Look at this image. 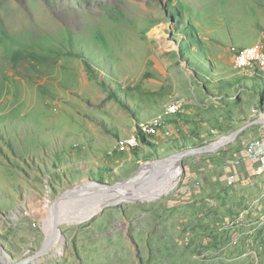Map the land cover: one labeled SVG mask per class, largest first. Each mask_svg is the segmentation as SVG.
Segmentation results:
<instances>
[{"label": "rangeland", "instance_id": "1", "mask_svg": "<svg viewBox=\"0 0 264 264\" xmlns=\"http://www.w3.org/2000/svg\"><path fill=\"white\" fill-rule=\"evenodd\" d=\"M58 1L0 0V264H264V174L233 175L249 128L212 155L181 158L162 198L117 194L100 207L101 194L87 197L93 183L114 185L255 120L264 69H236L231 49H264V0ZM22 48L47 61L13 67ZM174 101L204 129L144 143L137 124ZM132 135L138 147L118 150ZM162 180L155 172L136 193Z\"/></svg>", "mask_w": 264, "mask_h": 264}, {"label": "built area", "instance_id": "2", "mask_svg": "<svg viewBox=\"0 0 264 264\" xmlns=\"http://www.w3.org/2000/svg\"><path fill=\"white\" fill-rule=\"evenodd\" d=\"M234 56L233 65L236 69L245 70L264 69V49L262 45L255 44L246 48L231 49ZM182 109V102L174 101L166 105L160 113L151 119L137 124V132L142 137H152L161 133L165 137L170 136L166 126L169 118L178 115ZM140 140L136 135L121 139L116 147L120 151H130L138 147ZM246 158L251 163L254 176L264 174V137L251 140L245 149ZM231 183V180L228 182Z\"/></svg>", "mask_w": 264, "mask_h": 264}, {"label": "crops", "instance_id": "3", "mask_svg": "<svg viewBox=\"0 0 264 264\" xmlns=\"http://www.w3.org/2000/svg\"><path fill=\"white\" fill-rule=\"evenodd\" d=\"M254 73L255 72H252V74H254ZM259 81L264 83V76L261 77V79L257 80V82H259ZM259 84H260V82H259ZM256 91H258V90H256ZM256 101L257 102H254L253 107L255 106L257 108L256 112H259L258 113L259 115L255 118L254 121L258 120L262 116V110L264 107V105H263L264 101L262 98L259 97V98H257ZM256 104H258V106H256ZM259 104L261 105V107ZM160 111L161 110L156 112L154 114V116L156 114H158ZM190 111H191L190 113L186 112V114L184 115L185 118L182 115L178 114L179 117L177 115L176 116L179 119H177L176 116H172L168 120L166 130H169L170 137L174 131V138L173 139L175 142H180L182 138H185L186 135H184V133H187L186 131L188 129H191V130H195V129H197V130L201 129L202 130V129H204V127L199 126V124L203 125L204 123H201L200 116L198 115V113L195 110L194 111L190 110ZM174 118H176V119L174 120ZM254 121H252V122H254ZM194 126H196V128ZM252 127L253 128L250 127L248 130H246L243 134V137L237 141L238 148H239L238 153H233V155H236V157H234L235 160H237L234 162L235 167L233 169V175H234L235 182H241V183L244 182L245 183L249 180L253 181L257 178L253 175L251 163L246 158L245 146H246V144H247L246 142L248 140H253V139L260 138V137H264V122L260 123V124H254ZM160 136L164 137L163 134H160ZM197 137H200V136H196V138ZM164 138L168 139V137H164ZM143 141H144V143H146L148 145H152V142L151 143L146 142L145 138L143 139ZM214 153H216V152L206 153L205 155L209 156V155H212ZM196 157L198 158V157H203V156L198 155Z\"/></svg>", "mask_w": 264, "mask_h": 264}, {"label": "water", "instance_id": "4", "mask_svg": "<svg viewBox=\"0 0 264 264\" xmlns=\"http://www.w3.org/2000/svg\"><path fill=\"white\" fill-rule=\"evenodd\" d=\"M263 122H264V115H262L258 120L249 123L246 127H243L241 129L235 131L234 133H232L230 135V138L225 139L223 141H218V142L213 143V144H211L207 147H204V148H195V149H190V150H186L183 152H178V153H175L174 155L169 156L168 158L163 159V160L144 162L140 166L139 170L133 176H131L130 178H128L126 180L120 181L114 185H107V184H102V183H93V184L97 185L98 188L96 187V189L93 188V189L89 190V191H91V194L87 195V197L89 199L93 200L92 198L94 197V194H101L102 199L101 198L100 199L102 200V203H101L100 207H103V206L109 205V204L112 205L114 203H117L118 200L115 202L114 199L119 192H121V191L132 192L134 190L139 189L140 184H143V186L146 185V179H148L149 176L154 174L152 172V174L148 175L147 177L138 178L137 177L138 173L140 172V170L143 166L151 165V164L159 165L161 162H164V161H171L174 159H181V158L186 157V156H194V155L206 154V153H210V152H216L219 148L224 147L230 141V139L232 140L233 138H236L240 133H242L247 128H250L254 124H260ZM85 187H86V185L78 187L77 189L82 190V188H85ZM84 195L85 194H81V195H79V197H86ZM67 197H68V195L66 194L64 197H61V198H67ZM94 202H95V200H93L92 203H90V204H94ZM56 203H57V201H55V204ZM43 252H44V250L41 251L39 254H41Z\"/></svg>", "mask_w": 264, "mask_h": 264}, {"label": "bare ground", "instance_id": "5", "mask_svg": "<svg viewBox=\"0 0 264 264\" xmlns=\"http://www.w3.org/2000/svg\"><path fill=\"white\" fill-rule=\"evenodd\" d=\"M179 162H180V159H174V160H171V161L161 162L159 165L151 164V165L143 166L141 168V170H140V172L138 173V176H137L138 178L147 177L148 175L152 174V172L155 173V172L161 171V173H163L164 180H162V183L156 189H149V188H147L146 191H145V193L142 194V195H138L136 193L137 190H134L132 192H129V191H121L118 194H122L123 195V198L122 199H128V200H131V199L134 200V199H137V198L138 199L140 198V199H150L151 200V199H157V198H162L163 196H166L174 188L175 180H176V178L179 175V171H180ZM152 182H154V181H152ZM96 187L98 188V186H93V187H90L89 189H93V188L96 189ZM82 189H84V188H82ZM117 200H120V199H117L116 198L115 201H117ZM50 207L51 206H49L47 208V210L44 209L45 206L44 207H41L40 213L41 212L42 213L45 212V217H46V215H48V210L50 209ZM95 211H97V210H93L90 214H87V215H84V216H82V215L81 216H72L71 215V217H68L67 218V220H69L68 223H71V224L72 223H76L77 224V222H79V221L81 222V221H83V219L89 218L90 215L93 214ZM64 219H66V218H64ZM51 224H48V227H51Z\"/></svg>", "mask_w": 264, "mask_h": 264}, {"label": "trees", "instance_id": "6", "mask_svg": "<svg viewBox=\"0 0 264 264\" xmlns=\"http://www.w3.org/2000/svg\"><path fill=\"white\" fill-rule=\"evenodd\" d=\"M46 2L51 3L55 6L56 4H58L59 1L58 0H46ZM72 54L73 53H71V52L67 53V55H72ZM9 61L13 67H16L21 62H25V61H29V62L35 61L36 63L46 62L47 58L44 55L39 54L33 50H28L26 48H22V49H18V50H16V49L12 50L10 53ZM88 69H90V68L88 67ZM90 70H89V72H91Z\"/></svg>", "mask_w": 264, "mask_h": 264}]
</instances>
